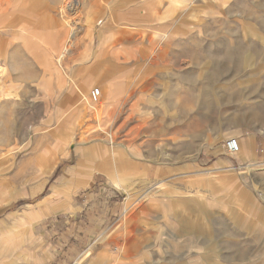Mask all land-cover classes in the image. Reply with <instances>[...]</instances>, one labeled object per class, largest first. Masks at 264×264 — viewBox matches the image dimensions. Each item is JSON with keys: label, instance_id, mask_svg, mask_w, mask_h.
I'll list each match as a JSON object with an SVG mask.
<instances>
[{"label": "rangeland", "instance_id": "1", "mask_svg": "<svg viewBox=\"0 0 264 264\" xmlns=\"http://www.w3.org/2000/svg\"><path fill=\"white\" fill-rule=\"evenodd\" d=\"M42 1L34 30L45 34L51 16L85 28L43 77L34 55L0 33V63L20 67L0 81V264H60L48 230L69 228L74 205L91 232L70 242L92 258L106 251V264H264V0H161L141 11L137 31L121 26L133 23L130 0H83L74 13L75 0ZM132 41L136 61L126 57ZM72 80L87 97L100 89L97 111L66 95ZM248 136L253 163L243 146L226 153L227 140ZM69 168L64 199L58 180Z\"/></svg>", "mask_w": 264, "mask_h": 264}, {"label": "bare ground", "instance_id": "2", "mask_svg": "<svg viewBox=\"0 0 264 264\" xmlns=\"http://www.w3.org/2000/svg\"><path fill=\"white\" fill-rule=\"evenodd\" d=\"M170 1L173 2V0H170ZM82 2L83 0H75L76 6H73V7L68 6L69 11L73 12L77 10L78 6L80 7L82 5ZM45 5L46 4L42 0H0V25L6 22L5 25H3L2 27L0 26V29L3 30V32H0V33L4 34L5 36L15 35L14 41H18L19 45L21 46L23 50L29 52L30 55H34L33 59L35 63L38 64V67L43 69L42 70L43 74L46 73V67L51 68L52 70H54V72H57V69L54 66V61L55 63L56 62L60 63L62 60L65 59L67 55L71 53V50H72L71 47L72 46L74 47V43L76 39L80 35L83 34L84 28H85V22H83L81 19H78L77 17L75 19L74 18L69 19L68 17L66 20H62L61 22L60 20L56 21L54 17L51 16L52 19L50 17H47V27H46L50 29L43 36H39L35 34V31L33 29L39 28V26L33 20L34 15L37 11H39V9L43 10L45 8ZM61 29H63L64 32L66 29V33H67L66 43L64 44L63 49L60 52H58L56 55H53V52L56 46V41L59 36L58 34L62 31ZM42 40L48 44H51L52 48L49 49L50 52L46 54L44 51L45 48H42L43 57L41 54L42 52H38L36 56L35 51H38L39 49H41L42 45L39 42ZM12 41L13 40L9 39V42L7 45H11ZM19 51H21V49ZM17 65L16 63L12 65L6 60L3 63H0V81L11 82L10 72L12 71V72L17 73L20 68ZM18 74L20 75V73ZM39 75L37 74V76ZM37 76H36V73H35V76L33 75V77H37ZM76 82L72 80L71 86L68 88V90H66V95L72 96V98L74 95H76L79 98V102H78L80 104L79 106H82L83 108L88 107V108H91L97 111L96 106H99L98 100L93 101L91 99V96H89L90 97L89 98L87 97V94H86V91L89 86L85 84L78 85ZM5 89L7 88L5 87ZM92 91L90 92V94L92 93ZM100 94H101V91H100ZM100 96L98 99H100ZM237 142L239 144V152H238L239 154L238 153L237 154L242 155L243 153L242 144L238 140ZM106 174L109 177L111 183H113L115 187L121 190L124 189L125 191H128L124 185L125 181L123 179L118 178L112 173H106ZM125 211L127 213V209ZM125 219H128V216L125 217ZM114 231L117 232V229H115Z\"/></svg>", "mask_w": 264, "mask_h": 264}, {"label": "crops", "instance_id": "3", "mask_svg": "<svg viewBox=\"0 0 264 264\" xmlns=\"http://www.w3.org/2000/svg\"><path fill=\"white\" fill-rule=\"evenodd\" d=\"M176 1H177V3H179L180 0H176ZM130 2H131L130 5H131V9H132V14H128V15L132 16V19H131L132 21L131 22H133V23L132 24L131 23L130 24L122 23L121 26L131 27L132 30L137 31V30H139L141 28L140 25L137 24V22L140 21V13H141V11L142 10H145V7H147V6L148 7L150 6V7H152V8L155 9L161 3V0H149V2L147 4H145L144 6H142V4H141V2L139 0L138 1L137 0H133V1L130 0ZM169 2H171V1L169 0ZM123 16L126 17L127 15L124 14ZM34 31H35V34H37L39 36H43L44 35V32H39V31H36V30H34ZM118 35H121L120 32H118ZM14 36L15 35L7 36L8 37L7 43L9 42V39H11ZM9 37H11V38H9ZM11 40H15V37L12 38ZM124 43H127V41H124ZM14 44L17 45V46H19L20 49L23 52H25L26 54L29 53V52H27V51H25V50H23L21 48V46L19 45V42L18 41H14ZM14 44H12V45H14ZM127 45H130V44H127ZM132 46H133L134 53H132V51H131V52L127 53V56L126 57H127V59H131V60L136 61L138 59V57L136 56L135 52L136 51H140L139 50L140 43H137L135 41V42H133ZM136 47H137V49L134 50V48H136ZM145 47L143 48V50H152V48H153L152 46H150V44L145 45ZM150 47H152V48H150ZM104 51H107V53H105V54H106V58H108L107 54L108 53L110 54L109 50L106 48ZM35 52H36V56H37V54H38L39 51H35ZM112 54H113L112 56H109L110 57V61H113V60L119 61L120 52H115V53H112ZM32 61H34V60H32ZM34 66H35L36 69H38V64H35V62H34ZM106 66H109V65H106ZM42 72L43 71L41 69H39L40 76L43 77V76L46 75V73L45 74H42ZM111 85H114V84H111ZM115 91H116V87H114L113 89L110 90V97L111 98H110V102L109 103L113 102V100L115 99V97H116ZM103 107H105V105ZM240 141H241L242 146L244 147V149L248 150V155H247V153L245 154L243 152L244 154H243L242 157H244V159H247L248 158V160H250V162L253 163L254 162V152H253V149L251 147L256 143V139L253 138L252 136H248L246 138H242ZM244 144H246L248 147H245ZM52 169H53V167L49 168L46 171L45 174L49 175L50 172L52 171ZM71 171H72L71 168L67 169L65 171V173L58 180L61 183L60 184V187H63V190H62V194L63 195L62 196H63V198L65 197L64 199H66V198L69 197V191H68V188H66V187H67V184H68V180L70 178ZM104 175L106 176V174H104ZM106 178H107V180H109L108 179V176H106ZM108 183L110 184V181ZM58 190H60V189L57 188L56 191H58ZM64 209L65 208L63 207L62 210H64ZM83 210H84V208L81 205H74L71 208H68L66 210V212L72 214L73 216L74 215L76 216V218L74 220H71L70 221L69 228L66 227L62 231H56L55 230L56 227L54 226L55 227L54 228L52 226L53 228L52 229L50 228L48 230V231H50V235L56 237L58 243L61 245V246L58 247L59 248V253H60V264L61 263L62 264H67L71 260H72L73 263L76 262V260L81 256V254L83 252L82 249L79 247V246H83L84 243H82V241H79L80 242L79 245L78 244L75 245L74 243H71L70 242V237L74 236L75 234H80V235H82L84 237L87 233H90L91 232V229H90V223H91V221H89V218L87 219V217H86L88 214L81 215V213L83 212ZM126 224H127V220L124 218L122 220L121 225L123 226V225H126ZM117 227H118V225L113 230H115ZM87 228H89L88 231H87ZM113 230H111L110 232L104 234L101 237L100 241L101 242H106L109 239L108 237H110L108 235ZM55 251H56V249H55ZM87 251L88 252L90 251L89 252L90 253V256L88 257V260H87V262L85 264H91V263H95V264H106V262H108V260H109V256H108V254H107L106 251L101 252L96 258H92L91 257V249H87L82 254V256L79 258V261H80V259H82L84 257V255H85V253ZM104 253H106V254L104 255ZM50 260L52 261L53 259L50 258Z\"/></svg>", "mask_w": 264, "mask_h": 264}, {"label": "built area", "instance_id": "4", "mask_svg": "<svg viewBox=\"0 0 264 264\" xmlns=\"http://www.w3.org/2000/svg\"><path fill=\"white\" fill-rule=\"evenodd\" d=\"M100 96L98 88L94 89L91 93V99L97 101ZM225 151L229 156H234L239 152V144L236 139H229L225 142Z\"/></svg>", "mask_w": 264, "mask_h": 264}]
</instances>
